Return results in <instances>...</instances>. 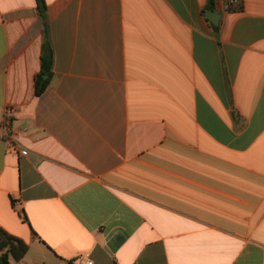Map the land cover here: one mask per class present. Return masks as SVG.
I'll return each instance as SVG.
<instances>
[{
  "label": "crops",
  "instance_id": "1",
  "mask_svg": "<svg viewBox=\"0 0 264 264\" xmlns=\"http://www.w3.org/2000/svg\"><path fill=\"white\" fill-rule=\"evenodd\" d=\"M46 1L45 36L37 0H0L17 264H264V0Z\"/></svg>",
  "mask_w": 264,
  "mask_h": 264
},
{
  "label": "trees",
  "instance_id": "2",
  "mask_svg": "<svg viewBox=\"0 0 264 264\" xmlns=\"http://www.w3.org/2000/svg\"><path fill=\"white\" fill-rule=\"evenodd\" d=\"M39 14L44 22V32L45 36L48 33V24L46 20L47 11V1L37 0ZM212 6L206 8V10H211ZM205 12V11H204ZM215 31L218 33L219 27H214ZM54 64L53 52L45 55L42 60V70L37 78L36 92L38 95L43 93L50 83V78L52 77V69ZM48 76L47 79L44 77ZM27 252V246L21 240L12 235H9L4 230H0V264H14L18 263L25 256Z\"/></svg>",
  "mask_w": 264,
  "mask_h": 264
},
{
  "label": "built area",
  "instance_id": "3",
  "mask_svg": "<svg viewBox=\"0 0 264 264\" xmlns=\"http://www.w3.org/2000/svg\"><path fill=\"white\" fill-rule=\"evenodd\" d=\"M14 113L13 109H7L5 111V118L0 123V140L4 141L10 152H22V144L18 135L12 130L11 116ZM26 131V129H25ZM84 264H93L91 260H84Z\"/></svg>",
  "mask_w": 264,
  "mask_h": 264
},
{
  "label": "water",
  "instance_id": "4",
  "mask_svg": "<svg viewBox=\"0 0 264 264\" xmlns=\"http://www.w3.org/2000/svg\"><path fill=\"white\" fill-rule=\"evenodd\" d=\"M206 17L211 21V23L214 25V26H219V23H220V19H221V14L220 13H217V12H214V11H208L206 12ZM46 78V76H45Z\"/></svg>",
  "mask_w": 264,
  "mask_h": 264
},
{
  "label": "rangeland",
  "instance_id": "5",
  "mask_svg": "<svg viewBox=\"0 0 264 264\" xmlns=\"http://www.w3.org/2000/svg\"><path fill=\"white\" fill-rule=\"evenodd\" d=\"M14 264H17L16 262L13 261Z\"/></svg>",
  "mask_w": 264,
  "mask_h": 264
}]
</instances>
